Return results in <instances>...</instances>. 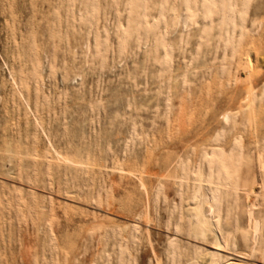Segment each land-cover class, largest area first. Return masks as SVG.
I'll return each mask as SVG.
<instances>
[{
    "label": "rangeland",
    "instance_id": "rangeland-1",
    "mask_svg": "<svg viewBox=\"0 0 264 264\" xmlns=\"http://www.w3.org/2000/svg\"><path fill=\"white\" fill-rule=\"evenodd\" d=\"M0 264H264V0H0Z\"/></svg>",
    "mask_w": 264,
    "mask_h": 264
},
{
    "label": "bare ground",
    "instance_id": "bare-ground-1",
    "mask_svg": "<svg viewBox=\"0 0 264 264\" xmlns=\"http://www.w3.org/2000/svg\"><path fill=\"white\" fill-rule=\"evenodd\" d=\"M214 217H215V209L213 206H210V208L208 210H206V212H203L202 214L198 215V222H199L200 227L205 231L206 228H208V226H210L209 224H211V220ZM250 222H251V225L254 227L255 234L258 235L259 229H260V223L256 220H254L252 211H250ZM207 224H208V226H207ZM231 259H233V258L231 257Z\"/></svg>",
    "mask_w": 264,
    "mask_h": 264
}]
</instances>
